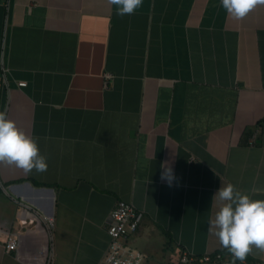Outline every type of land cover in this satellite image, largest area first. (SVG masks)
Listing matches in <instances>:
<instances>
[{"label":"crops","instance_id":"obj_1","mask_svg":"<svg viewBox=\"0 0 264 264\" xmlns=\"http://www.w3.org/2000/svg\"><path fill=\"white\" fill-rule=\"evenodd\" d=\"M116 11L0 0V111L47 162L30 173L0 163V264H103L118 198L141 211L126 243L144 264L176 248L227 250L208 230L216 191L231 183L264 200V6L240 20L220 0ZM11 231L18 245L6 250ZM248 256L264 264V252Z\"/></svg>","mask_w":264,"mask_h":264},{"label":"clouds","instance_id":"obj_2","mask_svg":"<svg viewBox=\"0 0 264 264\" xmlns=\"http://www.w3.org/2000/svg\"><path fill=\"white\" fill-rule=\"evenodd\" d=\"M117 6L116 14L130 15L142 4V0H108ZM223 9L234 19L246 17L257 6H264V0H220ZM0 163L14 165L25 173L33 170H47L46 158L39 152L37 142L17 127L15 121L0 111ZM161 179L169 187L175 179L168 162L161 165ZM214 198L218 210L208 221V230L236 260L243 262L253 252V248L264 252V200L252 199L237 190L231 183L220 187Z\"/></svg>","mask_w":264,"mask_h":264},{"label":"built area","instance_id":"obj_3","mask_svg":"<svg viewBox=\"0 0 264 264\" xmlns=\"http://www.w3.org/2000/svg\"><path fill=\"white\" fill-rule=\"evenodd\" d=\"M7 71V67L0 61V87L7 85ZM108 75V73H105V76ZM15 83L20 86L24 84V80H16ZM254 135L255 132H251L247 140L248 144L254 142ZM20 209L21 211L29 212L24 206ZM141 216V211L135 208L129 201L120 198L114 200L107 214L105 229L108 240L101 256L103 264L145 263L144 253L139 249L129 247L126 243V237L137 228ZM3 243L6 250L15 249L18 245L16 233L13 231L8 232ZM163 259L161 264H233L234 258L228 250L195 254L184 248H176L173 253L167 252ZM49 261L47 260L45 264H48ZM235 264H242V262L236 260ZM243 264L260 263L251 262L246 259Z\"/></svg>","mask_w":264,"mask_h":264},{"label":"trees","instance_id":"obj_4","mask_svg":"<svg viewBox=\"0 0 264 264\" xmlns=\"http://www.w3.org/2000/svg\"><path fill=\"white\" fill-rule=\"evenodd\" d=\"M248 261H251L252 259L249 257V256H247V258H246ZM252 262V261H251Z\"/></svg>","mask_w":264,"mask_h":264}]
</instances>
